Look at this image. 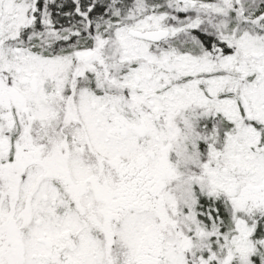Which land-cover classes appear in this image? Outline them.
<instances>
[{
    "label": "snow or ice",
    "instance_id": "snow-or-ice-1",
    "mask_svg": "<svg viewBox=\"0 0 264 264\" xmlns=\"http://www.w3.org/2000/svg\"><path fill=\"white\" fill-rule=\"evenodd\" d=\"M0 264H264V0H0Z\"/></svg>",
    "mask_w": 264,
    "mask_h": 264
}]
</instances>
